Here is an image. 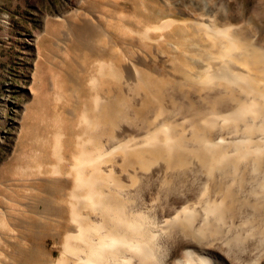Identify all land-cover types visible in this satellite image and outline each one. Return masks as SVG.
<instances>
[{
  "label": "bare ground",
  "instance_id": "obj_1",
  "mask_svg": "<svg viewBox=\"0 0 264 264\" xmlns=\"http://www.w3.org/2000/svg\"><path fill=\"white\" fill-rule=\"evenodd\" d=\"M175 21L146 27L142 36L151 40ZM200 26L216 46L207 57L218 61L188 76L206 94L199 108L186 101L181 124L169 117L181 108L162 97L167 84L131 64L118 75L98 63L92 88L107 79L121 88L116 95L96 90L80 113L66 173L71 227L52 264H264V69L254 73L264 56L242 34ZM52 147L61 161L60 133ZM237 214L246 228L233 234ZM261 235L262 252L250 256L249 240Z\"/></svg>",
  "mask_w": 264,
  "mask_h": 264
},
{
  "label": "rangeland",
  "instance_id": "obj_2",
  "mask_svg": "<svg viewBox=\"0 0 264 264\" xmlns=\"http://www.w3.org/2000/svg\"><path fill=\"white\" fill-rule=\"evenodd\" d=\"M165 20L176 21L151 40L142 36ZM196 24L242 34L264 56V0H0V264H52L60 256L71 227L66 173L82 132L80 113L96 90L116 95L121 88L113 79L92 88L99 62L118 75L131 64L167 84L162 97L181 108L169 115L175 123L184 122L188 102L201 106L206 92L189 86L188 76L218 60L207 57L214 39ZM261 69L264 63L254 69L257 78ZM57 133L61 161L53 154ZM55 166L62 174L52 172ZM237 215L230 233L246 228ZM261 237L249 240L250 256L262 252Z\"/></svg>",
  "mask_w": 264,
  "mask_h": 264
}]
</instances>
